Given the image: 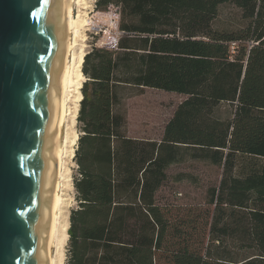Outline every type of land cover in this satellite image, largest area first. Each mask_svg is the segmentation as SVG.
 Returning a JSON list of instances; mask_svg holds the SVG:
<instances>
[{"label":"trees","instance_id":"16d2710c","mask_svg":"<svg viewBox=\"0 0 264 264\" xmlns=\"http://www.w3.org/2000/svg\"><path fill=\"white\" fill-rule=\"evenodd\" d=\"M93 1L121 35L81 65L68 264H264V0ZM228 3L245 24L214 27ZM144 88L185 96L159 140L127 135L123 99ZM186 157L221 169L202 247L156 202Z\"/></svg>","mask_w":264,"mask_h":264},{"label":"water","instance_id":"95a60500","mask_svg":"<svg viewBox=\"0 0 264 264\" xmlns=\"http://www.w3.org/2000/svg\"><path fill=\"white\" fill-rule=\"evenodd\" d=\"M70 0H0V264H47Z\"/></svg>","mask_w":264,"mask_h":264},{"label":"rangeland","instance_id":"374dc122","mask_svg":"<svg viewBox=\"0 0 264 264\" xmlns=\"http://www.w3.org/2000/svg\"><path fill=\"white\" fill-rule=\"evenodd\" d=\"M78 14L81 19L86 20V25L81 29L84 42L79 41L83 43L84 54L95 46L112 47L116 45L121 32L118 29V14L114 7L109 8L107 11H98L95 9L93 0H82L79 8L77 7L74 10V15L77 16ZM244 24L245 21L241 18L240 10L234 5L228 3L219 6L214 27L233 29ZM84 80L83 77L82 82ZM80 87L75 92L78 99L71 105L75 114L70 119L72 131L74 132L71 135L73 138L68 155L70 157H67L66 161L65 175L69 183L63 189L65 200L63 213L65 219L67 218L68 226L70 212L77 206L73 179L78 175L74 150L77 149V137L81 134L79 123L76 120L81 97ZM135 92L137 91L133 90L132 95L123 99L127 120V135L134 138L159 140L164 125L172 116L177 105L185 99V96L153 88H144L138 93ZM218 114L221 118L231 119L233 117V107L230 104L222 103L218 108ZM166 173L167 179L156 193V202L163 208L166 217L172 223L186 224L189 220H192L195 227L192 228L191 243L195 247H202L204 235L207 232L203 217L208 207L206 203L208 199L207 189L218 185L221 169L207 161H196L186 157L184 161L169 166ZM188 225L185 226L191 231V226ZM68 247L67 233L64 262L62 264H68Z\"/></svg>","mask_w":264,"mask_h":264},{"label":"bare ground","instance_id":"6f19581e","mask_svg":"<svg viewBox=\"0 0 264 264\" xmlns=\"http://www.w3.org/2000/svg\"><path fill=\"white\" fill-rule=\"evenodd\" d=\"M81 2L82 0H70L67 12V34L64 46V67L61 79L55 146L50 245L47 264H62L64 262V248L68 233V222L63 213L65 201L63 189L69 183L65 175L66 161L70 157L68 155L73 138L71 135L74 132L72 131L70 119L75 114L71 105L78 99L75 92L82 85L84 77L80 70L84 59V46L79 41H83L82 38L84 37L81 35V29L86 25V20L80 18V12L77 16L74 15L75 8H79Z\"/></svg>","mask_w":264,"mask_h":264},{"label":"built area","instance_id":"2783aa9c","mask_svg":"<svg viewBox=\"0 0 264 264\" xmlns=\"http://www.w3.org/2000/svg\"><path fill=\"white\" fill-rule=\"evenodd\" d=\"M119 32H121V31H119ZM85 81V80H84Z\"/></svg>","mask_w":264,"mask_h":264}]
</instances>
